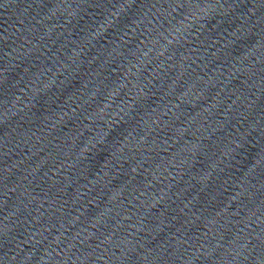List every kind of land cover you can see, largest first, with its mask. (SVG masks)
<instances>
[{
    "label": "water",
    "instance_id": "1",
    "mask_svg": "<svg viewBox=\"0 0 264 264\" xmlns=\"http://www.w3.org/2000/svg\"><path fill=\"white\" fill-rule=\"evenodd\" d=\"M0 264H264V0H0Z\"/></svg>",
    "mask_w": 264,
    "mask_h": 264
}]
</instances>
